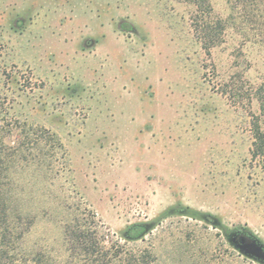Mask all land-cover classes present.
<instances>
[{"label":"rangeland","instance_id":"1","mask_svg":"<svg viewBox=\"0 0 264 264\" xmlns=\"http://www.w3.org/2000/svg\"><path fill=\"white\" fill-rule=\"evenodd\" d=\"M210 2L225 28L207 49L184 0H0V136L28 264L67 260L75 218L146 264H264L230 242L264 245L249 101L264 0Z\"/></svg>","mask_w":264,"mask_h":264},{"label":"trees","instance_id":"2","mask_svg":"<svg viewBox=\"0 0 264 264\" xmlns=\"http://www.w3.org/2000/svg\"><path fill=\"white\" fill-rule=\"evenodd\" d=\"M197 8L195 30L203 45L210 49L220 44L219 35L224 31L222 20H210V0H184ZM249 101L255 99L260 115H253L251 156L264 164V81L253 87ZM263 118V119H262ZM262 119V120H261ZM5 149L0 136V264H28L29 252L24 248L25 236L29 233L30 220L14 210L11 191L13 186L12 167L5 160ZM143 227H132L131 237L142 233ZM65 241L69 257L58 264H146V255L124 249L119 244H106V235H98L87 222L75 218L65 226ZM127 260H124V258ZM35 264L46 263L36 258ZM54 264V263H52Z\"/></svg>","mask_w":264,"mask_h":264},{"label":"water","instance_id":"3","mask_svg":"<svg viewBox=\"0 0 264 264\" xmlns=\"http://www.w3.org/2000/svg\"><path fill=\"white\" fill-rule=\"evenodd\" d=\"M230 242L245 256L264 263V245L255 237L234 233L230 236Z\"/></svg>","mask_w":264,"mask_h":264},{"label":"flooded vegetation","instance_id":"4","mask_svg":"<svg viewBox=\"0 0 264 264\" xmlns=\"http://www.w3.org/2000/svg\"><path fill=\"white\" fill-rule=\"evenodd\" d=\"M237 234H238V235H249V234L244 233V232H238Z\"/></svg>","mask_w":264,"mask_h":264}]
</instances>
